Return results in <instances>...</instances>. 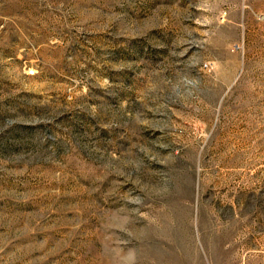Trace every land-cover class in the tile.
<instances>
[{"label": "rangeland", "instance_id": "rangeland-1", "mask_svg": "<svg viewBox=\"0 0 264 264\" xmlns=\"http://www.w3.org/2000/svg\"><path fill=\"white\" fill-rule=\"evenodd\" d=\"M0 264H264V0H0Z\"/></svg>", "mask_w": 264, "mask_h": 264}, {"label": "bare ground", "instance_id": "bare-ground-1", "mask_svg": "<svg viewBox=\"0 0 264 264\" xmlns=\"http://www.w3.org/2000/svg\"><path fill=\"white\" fill-rule=\"evenodd\" d=\"M229 243V242H228Z\"/></svg>", "mask_w": 264, "mask_h": 264}]
</instances>
